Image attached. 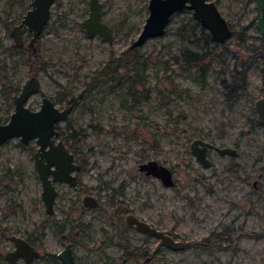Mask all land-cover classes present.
Listing matches in <instances>:
<instances>
[{
  "label": "rangeland",
  "instance_id": "obj_1",
  "mask_svg": "<svg viewBox=\"0 0 264 264\" xmlns=\"http://www.w3.org/2000/svg\"><path fill=\"white\" fill-rule=\"evenodd\" d=\"M87 1H52L35 41L34 53L44 60L35 70L39 91L26 101L37 108L46 94L59 107L70 104L56 127L64 143L70 133L76 139L71 151L80 165L74 172L77 184L54 181L58 191L54 212L48 213L34 165V138L23 143L11 136L0 143V264H8L3 253L13 247V233L40 252L29 263L18 258L14 264H62L56 254L67 241L77 264H264V125L253 109L264 85V53L249 57L261 40L253 1L215 0L233 28L222 43L194 39L201 29L189 8L173 13L163 34L137 46L146 67L143 87L132 94L121 73L97 80L91 89L86 82L135 38L148 0H99L111 43L84 33L79 22L87 15ZM29 2L0 0V122L14 106V92L2 88L19 89L33 71L26 59L34 53L26 46L30 32L25 26L23 45L8 49L14 45L10 31ZM191 53L205 54L203 74L194 66L184 70ZM240 65L246 66L248 86L230 102L223 81ZM194 136L235 146L238 154L210 149L211 164L202 167L190 153ZM152 158L171 168L174 185L138 170L142 160ZM86 194L97 204L83 205ZM126 211L187 244L178 250L160 246L150 255L157 238L126 226ZM212 231H222L226 239H215ZM200 239L207 242L194 243ZM134 246L145 254L128 257Z\"/></svg>",
  "mask_w": 264,
  "mask_h": 264
},
{
  "label": "water",
  "instance_id": "obj_2",
  "mask_svg": "<svg viewBox=\"0 0 264 264\" xmlns=\"http://www.w3.org/2000/svg\"><path fill=\"white\" fill-rule=\"evenodd\" d=\"M52 1L54 0H30L31 6L26 9L21 20L10 31L15 46L23 45L24 39L21 29L22 26H25L30 32L26 46L30 47L32 52L36 51L35 41L39 38L43 25L48 20ZM87 2V15L79 22L84 33L90 37L97 34L102 40L111 43L113 33L109 24L102 19L101 1L88 0ZM254 5L256 8L254 13L256 27L259 28L261 34H264V0H254ZM188 8L191 10V17L207 30L210 40L222 43L232 34L233 28L220 12L215 0H148V13L137 35L129 42L128 46L136 48L146 38L163 34L170 16L179 10ZM38 89L39 80L36 72L31 71L19 89L11 94L14 106L8 119L0 122V143L11 138V136H19L23 143L32 137L34 138L38 144L33 155L34 165L37 168L42 187L40 195L43 199L44 208L48 213H53V202L58 191L53 182L59 180L75 185L76 175H74V171H77L80 165L75 162V155L67 143L57 137V121L64 120L70 112L71 106L67 104L59 107L53 99L42 94L39 106L30 108L26 101L31 94L37 93ZM254 102L257 118L261 123H264V97L259 96ZM189 148L194 159L202 167L211 164V159L207 155L209 149L231 156L237 155L238 152L233 146L215 144L198 136H194L190 140ZM138 170L157 177L163 185L172 186L175 183L171 168L154 158L142 160L138 164ZM83 203L87 206L96 205L97 200L90 194L84 195ZM124 216L126 225L134 226L144 235L156 236L158 242L155 247L164 245L175 250L183 247L184 242L181 239H176L167 231L151 225L134 212L128 211ZM10 240L13 242V247L5 252L8 264H14L18 258L29 263L33 258L40 255V252L27 238L13 233L10 235ZM57 256L63 264H76L73 259L71 242L65 243L59 249Z\"/></svg>",
  "mask_w": 264,
  "mask_h": 264
},
{
  "label": "trees",
  "instance_id": "obj_3",
  "mask_svg": "<svg viewBox=\"0 0 264 264\" xmlns=\"http://www.w3.org/2000/svg\"><path fill=\"white\" fill-rule=\"evenodd\" d=\"M196 26H198L201 29V32L198 36L194 35L195 40H202L205 43L208 42L209 35L206 29H204L197 21L194 22ZM261 40L259 43H256L252 45V54L249 55L250 59H254L255 55L260 52H264V35L260 36ZM225 43V42H224ZM8 49H17L15 45H9ZM34 53V52H33ZM204 53L198 54V53H191L190 57L185 59V65H184V70L190 71L191 68L194 66L197 69L204 73L206 70L207 64L204 59ZM141 54H139L137 47L136 48H131L127 46L125 50H122L117 56L109 58L107 61H105L104 65L100 68H96L92 71V73L89 75V80L86 82V88L91 89L92 85L94 82L97 80H105L106 78L109 77H114V78H119L120 73L126 77V79L129 82V86L132 88L130 90V94L136 90V88L139 86L143 87V80H144V75L143 71L146 67V64L144 63L143 60L140 59ZM27 62L29 64V69L35 71L37 67L40 65L44 64L43 58H41L40 55L37 53L33 54V59L31 58H26ZM122 70V71H121ZM230 74L229 78L227 80L223 81V88H224V93L226 98L234 102L238 96L240 95L241 91L245 90L248 84V81H246V70L244 68L242 69H237L236 66L234 68L230 69ZM201 75H199L197 78H200ZM6 87V86H5ZM8 90H4L2 88V91L5 93L9 94L12 92H16L18 90L17 87H12V86H7ZM142 92L146 94V90L142 89ZM64 95H69V92L63 94L61 96L64 97ZM60 97V98H63ZM70 101L67 100V103ZM69 142L67 143L68 147L70 150L74 148L73 143L74 139L73 135L70 133L68 136H66ZM127 248V247H126ZM128 250V248H127ZM137 250V248H135ZM128 255V253H126Z\"/></svg>",
  "mask_w": 264,
  "mask_h": 264
},
{
  "label": "flooded vegetation",
  "instance_id": "obj_4",
  "mask_svg": "<svg viewBox=\"0 0 264 264\" xmlns=\"http://www.w3.org/2000/svg\"><path fill=\"white\" fill-rule=\"evenodd\" d=\"M253 1V5H254V0H252ZM255 10H256V8H255V5H254V13H255ZM253 16H254V14H253ZM255 17V16H254ZM255 20H256V17L254 18V24H255ZM255 27H256V24H255ZM258 28V27H257ZM258 30H259V28H258ZM262 35H264V34H261L260 33V36H262ZM261 53H264V52H260V53H257L256 55H258V54H261ZM252 54V53H251ZM255 55V56H256ZM232 68H234V67H232ZM231 68V69H232ZM236 68L237 69H242V68H244V70H246V66H236ZM230 74V73H229ZM262 76L264 77V70L262 71ZM246 81H247V79H246ZM247 86H248V84H247ZM247 88V87H246ZM246 90V89H245ZM244 91V90H243ZM241 93H242V91H241ZM240 93V94H241ZM260 96H262V97H264V85H261V95ZM259 97V96H258ZM257 99V98H256ZM255 99V100H256ZM254 100V101H255ZM253 101V102H254ZM231 102V101H230ZM70 105V104H69ZM253 109L255 110V102H254V107H253ZM255 113H256V110H255ZM257 122H260L259 120H258V118H257ZM261 123V122H260ZM263 125H264V123H262ZM217 144V143H216ZM220 145V144H219ZM229 145V144H228ZM231 146V145H230ZM233 147H235V146H233ZM236 149H237V147H235ZM210 150V149H209ZM209 150H208V152H207V155H209ZM214 150V149H213ZM215 151H217V150H215ZM237 151H238V149H237ZM219 153V152H218ZM220 154V153H219ZM237 154H238V152H237ZM221 155H227V154H221ZM229 155V154H228ZM236 156V155H235ZM76 162V161H75ZM75 172V171H74ZM74 175H75V173H74ZM69 184V183H68ZM76 184H77V176H76ZM75 184V185H76ZM70 185V184H69ZM75 185H72V186H75ZM86 195H88V194H86ZM84 196V195H83ZM84 198V197H83ZM82 203H83V200H82ZM83 205H85L84 203H83ZM85 206H87V205H85ZM89 206H93V205H89ZM89 206H87V207H89ZM126 212H128V211H126ZM125 212V213H126ZM124 213V214H125ZM124 214H123V216H124ZM124 224L126 225V223H125V216H124ZM126 226H128V225H126ZM129 227H134V226H129ZM168 232V231H167ZM169 233V232H168ZM143 234V233H142ZM170 234V233H169ZM210 234H212L213 236H214V238L215 239H218V240H220V239H222V240H224V239H226L225 238V236H224V234H223V232L222 231H220V233H215L214 231H212V232H210ZM144 235V234H143ZM171 235H173V234H171ZM145 236V235H144ZM147 236H151V235H147ZM176 239H177V237L178 236H175V235H173ZM153 237H156V236H153ZM157 238V237H156ZM28 239V238H27ZM29 240V239H28ZM207 239H200L199 241H195L194 243L195 244H199V243H202V242H204V241H206ZM30 241V240H29ZM31 242V241H30ZM68 242V241H67ZM67 242H65V243H67ZM71 241H69V243H70ZM157 242H158V238H157ZM157 242H156V244H157ZM207 242V241H206ZM64 243V244H65ZM63 244V245H64ZM156 244L154 245V248L153 249H151V251L149 252V254L150 255H152V254H154V253H156V250L158 249V248H160V246H164V245H158L157 247H155L156 246ZM187 243L184 241V245H186ZM34 245V244H33ZM35 246V245H34ZM71 248H72V243H71ZM135 248H137V250H135ZM170 248V247H169ZM172 249V248H171ZM5 252H6V250H5ZM5 252L3 253L4 255H3V257H4V259H5V261L7 260L6 259V254H5ZM58 252H59V250H58ZM58 252H57V254H58ZM145 252H146V250L145 251H142L141 250V248H138V246H134L133 247V249L132 250H128L126 253H128V257H130V258H132V259H134L135 258V255L136 254H145ZM57 254H56V256H57ZM150 255H147L145 258L146 259H149V257H150ZM57 258H58V256H57ZM59 260H60V258H58ZM73 259H74V261H75V258H74V252H73ZM61 261V260H60ZM7 263H8V261H7ZM75 263L77 264V261H75ZM62 264H63V262H62ZM108 264H116L115 262L113 263V262H109Z\"/></svg>",
  "mask_w": 264,
  "mask_h": 264
}]
</instances>
